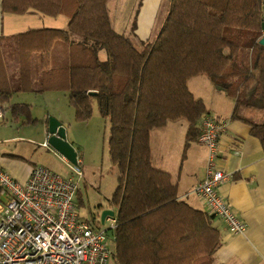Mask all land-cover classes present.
Wrapping results in <instances>:
<instances>
[{
	"label": "trees",
	"instance_id": "obj_1",
	"mask_svg": "<svg viewBox=\"0 0 264 264\" xmlns=\"http://www.w3.org/2000/svg\"><path fill=\"white\" fill-rule=\"evenodd\" d=\"M107 1L1 0L3 13L64 15L67 24L0 36V101L12 91L64 90L76 120L87 119L96 102L109 123L116 186L92 215L103 207L115 212L114 264H216L214 216L178 199L169 172L152 164L149 137L167 121L183 119L186 143L198 139L208 111L187 81L202 74L233 99L231 118L247 122L264 142V120L242 115L246 108L264 109L261 0H167L157 33L139 47L112 28ZM9 48L17 56L12 82L3 57ZM12 111L34 122L26 105Z\"/></svg>",
	"mask_w": 264,
	"mask_h": 264
},
{
	"label": "crops",
	"instance_id": "obj_2",
	"mask_svg": "<svg viewBox=\"0 0 264 264\" xmlns=\"http://www.w3.org/2000/svg\"><path fill=\"white\" fill-rule=\"evenodd\" d=\"M110 1H107V9L112 28L118 33L130 34L133 43L137 44L150 40L151 34L157 33L167 9V0H115L120 9L117 11L115 9L114 13H111ZM261 4L263 14L264 0H261ZM132 9H134L133 15ZM60 16H47L32 10L22 14L3 13L0 0V36L6 39L30 28H65L67 17L64 15L61 16L63 18H59V25L54 23ZM26 17L34 18L30 21L32 23L23 22ZM25 24L27 26L23 27L24 29L20 28ZM261 32L264 33L263 30ZM3 57L12 82L17 77L16 53L9 48V51L5 50ZM187 86L195 97L203 101L208 113L226 123L220 140V158L223 170L231 172L233 178L222 183L219 191L246 224L245 231L235 235L229 232L219 217H213L212 225L220 234V245L213 253L214 262L264 264V142L251 133V127L247 122L231 118L233 99L213 85L205 75L189 78ZM62 91L66 94V91ZM44 92L46 90L12 91L6 101H0L3 105V117L0 121L5 120L8 112L13 120L12 125L2 126L4 129L2 131L7 135L0 142V166L20 181L25 180L31 167L36 165L28 163L22 146H17L19 141L24 140L20 135V125L33 124L38 120L31 115L29 98L30 95L38 96ZM208 95L212 97L210 103L206 99ZM20 105L28 107L29 117L34 119V122H28L24 113L12 111L13 106ZM263 112L264 109L246 108L242 110V115L251 118L254 122H261L264 120ZM48 115L49 113H46L42 119L45 123V136H47ZM182 120H169L163 127L151 131L149 137L151 161L155 167L169 172L172 181L176 184L178 199L184 200L194 208L203 209L202 202L190 193V190L204 176L206 150L198 140L186 143L187 122ZM61 124L63 125L62 122ZM66 139L78 153L79 145L67 136ZM76 158L80 162V157L76 155ZM108 264H114L113 260L111 259Z\"/></svg>",
	"mask_w": 264,
	"mask_h": 264
},
{
	"label": "built area",
	"instance_id": "obj_3",
	"mask_svg": "<svg viewBox=\"0 0 264 264\" xmlns=\"http://www.w3.org/2000/svg\"><path fill=\"white\" fill-rule=\"evenodd\" d=\"M225 128V121L213 114L202 116L197 140L206 150L204 176L190 193L202 202L208 214L219 217L236 235L245 231L246 224L219 191L222 183L233 178L221 165L220 140ZM44 145L50 147L47 141ZM82 179L78 160L70 164L65 175L34 165L22 181L0 166V264L111 261L114 218L106 217L108 226L103 227L99 215L83 216L77 203Z\"/></svg>",
	"mask_w": 264,
	"mask_h": 264
},
{
	"label": "rangeland",
	"instance_id": "obj_4",
	"mask_svg": "<svg viewBox=\"0 0 264 264\" xmlns=\"http://www.w3.org/2000/svg\"><path fill=\"white\" fill-rule=\"evenodd\" d=\"M115 2V0H111L109 3L111 13H114L115 9L116 11L120 9ZM132 10L133 15L134 9ZM61 16L54 23H58L59 18H63ZM26 18L23 22L28 24L34 19L32 17ZM45 18L52 19V17L46 16ZM131 20L132 18L130 22ZM20 21L22 20L20 19ZM26 26L27 24L20 28L24 29ZM158 26L159 24L157 28ZM125 35L130 36V34ZM154 35L151 34L150 39ZM134 44L139 47L136 42ZM60 54V57L63 58V49H60ZM99 56L103 58V50L99 52ZM206 99L209 103L212 101L210 95ZM29 101L31 103V115L37 117L38 120L33 124L20 125V135L23 136L24 140L19 141L17 146H22L28 163L47 166L53 171L65 175L69 171L71 163L64 160L52 148L44 145L46 136L45 123L42 119L46 116V113H49L48 117L52 116L61 121L65 127V135L79 145V166L83 175V179L79 184L80 210L83 216L91 218L92 214L98 211L96 205L106 206V199L116 186V167L110 162L108 155V120L99 114L96 102H93L91 114L87 119L76 120L74 110L68 103L66 94L58 89L46 90V92L38 96L30 95ZM262 114L264 115V112ZM182 121L186 122L185 120ZM12 122L10 113H6L5 120L0 121V142L7 135V133L2 131L4 130L2 126H10ZM102 226L107 227L108 222L105 221Z\"/></svg>",
	"mask_w": 264,
	"mask_h": 264
},
{
	"label": "water",
	"instance_id": "obj_5",
	"mask_svg": "<svg viewBox=\"0 0 264 264\" xmlns=\"http://www.w3.org/2000/svg\"><path fill=\"white\" fill-rule=\"evenodd\" d=\"M261 30L264 31V12L261 20ZM258 42L264 45V33L259 38ZM46 129H47V136H46L47 144L58 154L63 156L67 161H69L72 164H76L77 153L74 147L72 146V144L69 141H67L65 135V129L64 126L61 124V122L57 120L55 117L49 116L47 119ZM114 214L115 212L111 208L103 207L99 209L100 223L103 224L106 217L108 216L113 217Z\"/></svg>",
	"mask_w": 264,
	"mask_h": 264
}]
</instances>
